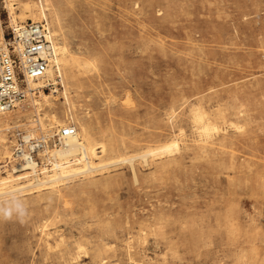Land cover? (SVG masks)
<instances>
[{
  "label": "rangeland",
  "instance_id": "1",
  "mask_svg": "<svg viewBox=\"0 0 264 264\" xmlns=\"http://www.w3.org/2000/svg\"><path fill=\"white\" fill-rule=\"evenodd\" d=\"M41 2L39 22L82 65L62 67L69 102L57 76L43 126L16 108L5 137L54 131V114L104 141L107 162L155 150L133 160L137 180L122 162L0 195V264H264V0ZM0 19L7 38L2 3ZM194 107L218 126L204 140Z\"/></svg>",
  "mask_w": 264,
  "mask_h": 264
},
{
  "label": "bare ground",
  "instance_id": "2",
  "mask_svg": "<svg viewBox=\"0 0 264 264\" xmlns=\"http://www.w3.org/2000/svg\"><path fill=\"white\" fill-rule=\"evenodd\" d=\"M0 3H2L3 8H6L8 10L10 23L18 22V20L22 22L25 20L39 22L41 19H47V7L44 6L45 4H42L41 0L32 2L24 0H1ZM53 15H55V17L53 18V22L59 25L61 20H59L56 14ZM3 31L4 30L2 22L0 19V46L5 42ZM54 34L57 33L55 31L52 33L49 32V34H47V38L51 41L54 48L53 65H55L57 71L56 74H54L51 70V72L47 76V79L49 80L50 84H56L55 78L57 76H60L61 82L64 86V89L61 93L62 97L65 101L69 102V87L67 86V82L64 80V75L66 76V73L62 72V67H67V73H73L75 72V70L79 71L82 64L77 59V57L75 58L74 56V58H71L68 56L67 50L63 44H58L53 41L52 36H54ZM43 85L44 83L40 79L29 81L30 87L38 88L37 95L32 93L29 94V98L23 101L22 105H19L18 107L20 111H23V113H25L30 108H33V112L37 116L35 120L37 121V124H40V126H43V122L42 118L39 116V112L43 107L51 109V97L54 96L52 92L47 94V92L45 93L41 88H39ZM71 105L72 104H70V107ZM12 112L8 111L5 113H0V158H2V160L5 162L7 161L8 163H11L9 170L5 168L0 170V195L11 193L30 194L33 192H39L47 188L53 189L55 186L65 183L66 179L68 178H73L79 175L85 177L91 176L95 172L102 171L108 165L122 162H128V164H130L134 180H137L136 174L134 172L133 160L135 159V157H140L144 161H146V157L148 156V154H150L151 151L155 150L154 148L153 150L152 148L147 147L146 150L139 154H121L120 156L114 158L112 161L110 160L107 162V160L104 158V154L107 151V144L102 140L95 139L92 136L90 130L86 126H83L79 123V129L77 130L76 128L75 134L64 136L63 138H61V142L59 144L48 147V149L44 151L45 153H43L42 156V164H36L34 160H30L29 158H26V160L23 162H15L12 159L11 152L9 150V146L12 145L13 141L7 139L4 133L11 118L10 114ZM51 116V119L53 120V122L57 123L58 127L65 125L63 121L58 122L54 114H52ZM205 116L207 115H205V112L201 108L194 107L192 109V120L199 129V136L201 140L210 137L211 132L215 130L217 131L218 129V126L214 122L209 121ZM70 117L73 118V114H71ZM32 130L33 129H26L22 134V138L27 143L29 142V139L34 136V132H32ZM177 141L178 136L173 135L165 143L161 144L160 146H158V144V150L161 149L162 151L160 150V152L162 153L172 152L173 150L178 149ZM47 162L50 163V166H46L48 164ZM138 239L139 238H137V241Z\"/></svg>",
  "mask_w": 264,
  "mask_h": 264
},
{
  "label": "built area",
  "instance_id": "3",
  "mask_svg": "<svg viewBox=\"0 0 264 264\" xmlns=\"http://www.w3.org/2000/svg\"><path fill=\"white\" fill-rule=\"evenodd\" d=\"M49 33L45 22H14L8 24L7 38L0 46V113L15 111L29 94H36L38 88L29 86L31 80H42L44 89L50 85L47 79L53 68L54 48L47 38ZM5 37V33H4ZM76 133L73 125H64L54 131L46 130L25 142L22 133H17L11 151L15 162L26 158L42 164V156L48 147L61 142L64 136ZM46 166H50V163Z\"/></svg>",
  "mask_w": 264,
  "mask_h": 264
}]
</instances>
